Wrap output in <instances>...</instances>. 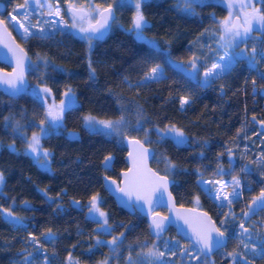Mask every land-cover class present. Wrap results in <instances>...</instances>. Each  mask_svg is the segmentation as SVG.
I'll list each match as a JSON object with an SVG mask.
<instances>
[{
	"label": "trees",
	"instance_id": "1",
	"mask_svg": "<svg viewBox=\"0 0 264 264\" xmlns=\"http://www.w3.org/2000/svg\"><path fill=\"white\" fill-rule=\"evenodd\" d=\"M22 1L12 0L15 5ZM106 1L111 4L110 0ZM142 7L151 25L146 36L164 48L170 47L174 60L187 62L195 53L201 57L199 63L204 67L200 71H203L220 54L212 50L218 47L211 33H218L219 20L227 15L225 6L205 2L195 9V14L178 9L177 0H149ZM260 8L264 9V4ZM114 10L115 20L109 34L93 41L91 52L84 40L65 32L55 38L36 36L24 43L33 64L27 76L28 87L50 88L55 100L68 89L75 94L76 106L66 110L63 127L41 140L42 148L52 153L50 171L40 169L26 153V139L39 131L38 124L44 119V104L30 94L10 98L0 91V172L4 174L0 188V264H22L29 253L31 261L38 264H45V256L47 264H99L106 259H110V264H128L129 256L140 261L142 257L138 253H146L157 240L150 236L143 216L119 208L104 190L102 176L107 174L117 179L126 168V150L122 139L92 134L83 121L89 114L113 121L123 116L128 128L126 135L141 141L144 132L134 131L137 122L150 130L152 143L147 145L157 157L163 154L177 165L178 171L169 176L174 180L171 192L177 204L194 207L198 200L200 209L211 215L217 227L225 219L222 213L227 211L202 191L199 180L219 176L240 179L241 196L233 203L234 211L239 214L229 218L226 225L228 244L211 255L213 264H233L228 253L241 251L234 237L235 231H240L241 221L253 235L264 230V212L249 218L243 216L252 199L264 189V170L257 163H250L264 154L261 127L264 61L257 56L255 69H249L246 60L237 61L231 73L212 87L198 88L159 55L146 63L149 49L129 31L135 9L125 5ZM262 40L264 36L250 46L255 45L259 51L264 48ZM89 58L95 69L94 79L89 75ZM42 59H47L50 66L45 68ZM156 64L165 68L168 79L137 87ZM185 96H190L192 102L181 109L180 100ZM17 122L21 126L19 135L13 131ZM171 125L182 129L190 143L176 146L170 139L157 143L155 129ZM70 134H75V138ZM10 145H14L15 151ZM109 155L114 157L113 165L103 170L101 163ZM151 166L165 175L164 165L158 160L152 159ZM242 168L247 171H241ZM96 194L103 200L101 208L109 216L111 234L99 231V224L86 213L87 203ZM73 201H79L80 207ZM5 209L22 218L25 227L16 228L8 223ZM47 229L55 233L50 242L43 235ZM121 233L124 236L118 252L111 251L107 243L96 245L97 239L108 242ZM29 234L36 236L42 247L28 243ZM165 236L179 238L172 228ZM164 259L166 264H184L177 255ZM203 259L202 256L199 261L187 264H204ZM248 260L250 264H264V260L251 254ZM237 264H244L242 256L237 258Z\"/></svg>",
	"mask_w": 264,
	"mask_h": 264
},
{
	"label": "snow or ice",
	"instance_id": "2",
	"mask_svg": "<svg viewBox=\"0 0 264 264\" xmlns=\"http://www.w3.org/2000/svg\"><path fill=\"white\" fill-rule=\"evenodd\" d=\"M31 2L35 3L38 8H44L47 5L48 15L50 16H61V9L56 7L53 11L52 4L49 3V0H43V2L42 0H31ZM117 2L120 7H124L128 0H117ZM148 2L149 0H135V14L132 18L131 28L129 29L134 39L149 49L145 58L146 63L148 59L159 55L170 68L182 74L187 80L194 82L196 87L210 88L217 80H221L227 74H230L237 61L246 60L249 69H255L257 67V56L260 57V60L264 61V48H261L259 51L255 45L250 50L240 48V44H245L247 47L248 41L251 39V34L254 31L264 30V9L254 6L256 3L264 4V0H246V2H241L239 5L232 2L227 3L229 14L224 20L219 22L218 35L217 33H211V36L216 38L218 45L217 49L212 50L217 52L222 51V54H219L218 58L213 60L210 67L205 68L202 77L199 76V72L204 65L199 63L201 60L200 56L193 53L192 57L186 63H177L172 58L170 47L164 48L154 38L146 36V31L150 30L151 25L146 19L142 6L147 5ZM29 3L30 0H25L24 4H20L17 7L24 9ZM203 4L204 0H177V8L189 14H195V9L203 6ZM181 5H183L182 8ZM237 7H239L240 11H233ZM67 11L72 18L70 27L78 30L80 34L79 38L87 43L89 52L92 50L93 41H99L104 38L105 33L110 27V21L114 22L115 20V10L111 4L107 7L100 5H96L95 7L90 6L89 9L84 6H77L75 3H69ZM12 19L15 20V16ZM51 23L53 27L56 26V21H52ZM60 23L65 28L69 27L67 21L63 19H61ZM31 27H38L40 33L38 38H47L46 30L39 22L37 25H32ZM19 28L23 29L21 33L23 39L27 40L36 37V33L32 32L30 27L25 26L23 23L19 24ZM209 31L206 30V33H209ZM204 34L202 33V35ZM8 37H10V34L7 32L6 27H4V22L0 21V45L7 49L6 53H0V60H11L14 65L11 73H0V88L10 98L22 94H30L40 100L42 104L46 105L44 119L40 121V132L33 133L30 138L26 139V152L32 156L34 163L39 168L42 170H50L52 153L42 149L41 140L45 136L57 133L63 127L66 110L76 106L75 94L71 89H68L63 93L65 98L59 104H56L54 99L52 103L48 102V97L51 95L50 88L43 87L39 90H30L25 77L26 73L31 69V58L23 48L11 42L10 39H7ZM261 43H264V40ZM41 62L45 68L50 66L47 59H42ZM88 63L90 79H94L95 69L92 67L91 58H89ZM261 78L264 79V74H261ZM167 79L168 76L165 68L160 64H156L149 68L143 79L136 86L139 87L153 82H164ZM253 84H255V81H253ZM223 88L224 86L221 85V91H223ZM191 102L192 98L190 96L182 97L180 100L181 109L190 106ZM7 120L8 117H5V121ZM83 121L88 130L94 135L124 139L128 132L127 124L123 116L119 120L113 121L97 119L95 116L89 114L83 117ZM45 124H47V127H44ZM20 127L19 122L13 127V131L18 135ZM134 131H143L144 140L133 139L128 141L132 149L129 152L131 167L123 173L122 183L124 186L120 187L116 184V181H111L110 184L106 185V188L112 191L113 186H115V190L121 194V205L128 209L130 213L135 214L136 212H144L146 210V213L151 217L149 223L150 234L157 240L162 241L165 251H160L159 247L154 243L146 253H138V256L142 257L140 261H134L129 256L128 264H166L164 259L165 252H168L170 257L176 256L178 252L181 256H191L192 249H195L197 253L194 258L199 260L202 256L206 258L214 249L219 250L226 247L228 239L226 236L228 231L226 225L229 223V218H235L234 213L231 212V205L241 196V192L238 191L241 187L240 179L234 177L231 185L227 182L223 184L222 188L232 187L233 190L231 193L218 191L215 194V198L221 201L220 207L229 208L227 213H222L225 219L220 221V227H217L206 213L199 214L194 211H176L171 192H169V185L172 181L168 177L178 171L177 165L163 154L157 157L155 152L145 147V144H150L152 141L149 139L150 130L144 129L142 123L138 121ZM155 133L157 143H164L169 139L176 146L190 143L184 131L175 125L167 126L164 129L156 128ZM70 135L75 138V134ZM21 138L24 139L22 136ZM9 147L15 151L14 145H10ZM229 154L231 155V153ZM149 158L158 160V163L164 165L165 175H160L158 172H154L148 168L147 162ZM112 161L113 157L111 156L104 158L103 163L106 169L111 167ZM250 163H257L258 167L264 170V154H261L258 161H250ZM219 171L223 170L220 169ZM241 171H247V169L242 168ZM3 184L4 174L0 172V185ZM165 196H167V199H165ZM73 203L77 207H80L79 201H73ZM102 203L103 200L99 194L91 196L87 205L88 218L94 223L99 224V231L105 234H111L113 229L109 225L108 214L101 208ZM198 203L199 201L197 200ZM158 207H168L169 212L174 213V216H160L155 211ZM58 210L62 209L58 208ZM4 211L7 213L5 219L8 223L16 228L25 227L21 222L22 218L16 217L10 209H5ZM258 212H264V189L261 190L259 196L252 199V203L248 205V210L243 213V216L249 218ZM178 221L183 222V226H186L187 231L179 223H176ZM174 223H176L178 231H183L184 235L188 238V247L180 249L179 241L172 243L162 239L163 234ZM221 227L224 228V231H221ZM239 229L240 245H238V248L242 246L245 252L250 253L252 257L264 260V232H258L253 235L250 228L246 227L243 221L239 224ZM43 235L46 239H49V242L51 238H55V233L51 229H47ZM123 236L124 233H121L119 237H113L108 242L97 239L96 245L99 246L107 243L111 251L115 253L118 251L119 245L123 242L121 239ZM250 241H252L251 246L249 245ZM28 243L42 247L39 239L31 234H29ZM31 255L29 253L22 264H29V257ZM228 255L232 257L233 264H237V258L241 256V253L239 251H233L228 253ZM243 259L244 264H250L247 255ZM44 260L45 264H47L48 257L45 256ZM102 264H108L107 259ZM205 264H207V260H205Z\"/></svg>",
	"mask_w": 264,
	"mask_h": 264
},
{
	"label": "rangeland",
	"instance_id": "3",
	"mask_svg": "<svg viewBox=\"0 0 264 264\" xmlns=\"http://www.w3.org/2000/svg\"><path fill=\"white\" fill-rule=\"evenodd\" d=\"M110 1H111V5L113 6V8H115L116 6H119L117 0H110ZM205 2H216L218 4H221V5L225 6L226 9H227V15H226V17H227L228 14H229V10L227 8V3L232 2V3H235V4L239 5L241 2H246V0H223V2H221V0H204V3ZM134 3H135V0H128V2L126 3V5L132 6L134 8ZM51 4H52L53 11L55 10L56 7H59L61 9V16L58 17V16H50V15H48V8L47 7H44L42 9H33L30 6H26V8H24V9H19L17 6H12L11 13H7L6 16H4L2 19L5 22H8V23H10L13 26V29L16 31V33L18 34V36L23 41H25V39H23L22 36H21V33L23 32V29L22 28H19L18 29L19 24L23 23L25 26L30 27V30L32 32L36 33V36L39 37L40 33H39L38 27H31L32 25H37L38 22H39V24L41 26H43L45 28L46 33H47V38H55L56 36H58L59 34L64 33V32L65 33H69L71 35H74L75 34L74 36H76V37L79 38V35L80 34L78 33V30L77 29H72L70 27V25L72 23V18L68 15V12L66 11V9H67L66 6L69 4L68 0L51 1ZM96 5H100L102 7H107L109 4H108V2L106 0H88V1H83L82 2V6H85L86 8H89V9H90V6L91 7H95ZM254 6L256 8H260L261 3H256ZM182 7H183V5H181V8ZM233 11H240V9H239V7H237ZM93 15H95V14H93ZM13 16H15V20L12 19ZM226 17L220 19L219 22L222 21V20H224ZM61 19H63L64 21H67L69 27L65 28L60 23ZM52 21H56V26L55 27H53V25L51 23ZM93 22H95V21H93ZM218 28H219V24H218ZM217 35H218V33H217ZM262 36H264V30L254 31L251 34V39L248 41L247 47H246L245 44H240V48L241 49L250 50L251 47H252L250 45L253 44L254 42H257L258 39H260ZM215 44L217 45L216 40H215ZM217 47H218V45H217ZM219 53L222 54V51H220ZM217 58H218V56L215 59H217ZM175 61L177 63H186L184 61H178V60H175ZM203 72H204V70L199 72V76L200 77L203 76ZM40 88H43V87L42 86H39V85L29 86V89L30 90L31 89H37V90H39ZM64 98L65 97L62 94V96L59 99H57V100L54 99V102L56 104H59L60 101L62 99H64ZM48 102L49 103H52L53 102V99H52L51 96L48 97ZM44 107L46 108V105H44ZM38 126H39V131L36 132V133H39L40 132V123L38 124ZM44 127H47V124H45ZM261 127L264 129V123L261 125ZM42 149L43 150H46L44 148H42ZM29 156L32 158L31 155H29ZM32 160H33V158H32ZM44 170L50 171L51 170V166H50V170H47V169H44ZM233 178L234 177H228V176H219V177H216V178H203V179H200L199 180V184H200V187H201L202 191L204 193H206V194H209L214 199V201L218 205H220L221 201L215 198V194L218 191H222L224 193H231L232 190H233L231 186L227 187L226 189L225 188H222V186H223V184L225 182H227L229 185H231ZM0 188H1V185H0ZM238 191L241 192L240 189H238ZM88 203H87V205H88ZM194 207L201 208L200 205H199V203L197 204V202L195 203ZM225 209H226L227 212L229 211V208L228 207H225ZM231 212L234 213V216L235 217L239 214V213H237V212L234 211L233 204L231 205ZM86 213L88 215V211ZM220 221H219V224H220ZM99 228L100 227H98V229ZM239 232L240 231H238V230L235 231L234 237L236 238L237 243L240 244ZM262 232H264V230ZM162 239L163 240H168V241H170L172 243H175L176 241H179V247H180V249H183L185 247H188V245H189V243L184 242L180 238H177L176 239V238H170V237L165 236ZM154 243H155V245L157 247H159L160 251H165V249H164V247L162 245V241L161 240H156L152 244H154ZM251 243H252V241L249 242V245L250 246H251ZM240 250L241 251H239V252L241 253L242 261H244L243 257L245 255H247V258H248L250 256V253H246L242 246L240 247ZM165 254H166L165 255L166 257H169L170 258V255H169L168 252H165ZM196 255H197V253H196L195 249H192V255L191 256H181L179 254V252L177 253V257H180V259L184 261L183 262L184 264L192 263L193 261L194 262L195 261H199L200 259L197 260V259L194 258ZM31 259H33V258L29 257V263L30 262H33L32 264H38L37 262H34V260L31 261ZM43 260H40V261H43ZM205 260H207V264H213V261H214L211 258H207L206 257L205 259L202 260L204 262V264H205ZM43 263H45V260L43 261ZM99 264H102V262H100ZM108 264H109V261H108Z\"/></svg>",
	"mask_w": 264,
	"mask_h": 264
},
{
	"label": "water",
	"instance_id": "4",
	"mask_svg": "<svg viewBox=\"0 0 264 264\" xmlns=\"http://www.w3.org/2000/svg\"><path fill=\"white\" fill-rule=\"evenodd\" d=\"M24 2H25V0H24ZM42 2H43V0H42ZM28 6H31V7H37V6L35 5V3L31 2V0H30V3H29ZM5 11H6V5H5V3H4L3 1H0V14H1V13H4ZM115 14H116V13L114 12V16H115ZM0 21H3V20L0 19ZM111 22H112V21H110V27H109V29L107 30V32L105 33L104 38H105V37L109 34V32H110V29H111ZM4 27H6L7 32L10 34V37H8L7 39H10L11 42H14L16 45H19V46H20V44L15 40V38H14L13 34L11 33V31H10V30L8 29V27L5 25V23H4ZM104 38H102V39H104ZM102 39H101V40H102ZM20 47H21V46H20ZM21 48H23V47H21ZM23 49H24V48H23ZM24 50H25V49H24ZM6 52H7V49L4 48L2 45H0V53H6ZM25 52L27 53L26 50H25ZM27 54H28V53H27ZM28 56H29V54H28ZM29 57H30V56H29ZM0 65H3V66H5V67L9 68V70H7V69H3V68L0 67V73H11L12 70H13V67H14L13 63L11 62V60H8V61L0 60ZM25 79H26V83H27V73H26V77H25ZM0 91H2V92L4 93V91H3L2 88H0ZM5 94H6V93H5ZM8 96H9V95H8ZM133 139H138V138H135V137H129V136L126 135V137H125L124 139H122V144H123V146L125 147V150H126V152H125V156H124V161H125V163H126V168L123 169V170H121V171L119 172V174H118V178L116 179V178L111 177V176H109V175H107V174H104V175L102 176V185H103V188H104V190L106 191V193H107L109 196H111V197L113 198L114 202L116 203V205H117L119 208L123 209L124 211H126V212H128V213H130V211H129L128 209L124 208V207L121 205V203H120L121 194H120L118 191L115 190V186H113V190H112V191H109V190H107L106 185L110 184L111 181H116V184L119 185L120 187H123V186H124L123 183H122V181H123V173L126 172V171L131 167V160H130V158H129V152L132 151V149H131V147L129 146L128 141H129V140H133ZM138 140H140V139H138ZM145 147H147L150 151L155 152L154 149H153L151 146L145 144ZM109 156L113 157L112 155H109ZM103 162H104V160H103L102 163H101V167H102V169H103V170H108V169H110V168L112 167V165H113L114 157H113V161H112L111 167L108 168V169L105 168ZM151 162H152V159L149 158V159H148V162H147V164H148V168L151 169V170L154 171V172H157V171L151 166ZM158 173H159V172H158ZM159 174H160V173H159ZM160 175H163V174H160ZM106 178H107V179H106ZM168 178L172 181V183L169 185V192H171V187H172L173 184H174V180H173L172 178H170V177H168ZM171 195H172V200H173V202H174V204H175V210H176V211H180V212L194 211V212L199 213V214H204V213H206L207 216L210 217L211 220L215 223V221L212 219L211 215H210L207 211H205V210H203V209H200V208H197V207H191V206H183V205H179V204H177V202H176V200H175V198H174L172 192H171ZM165 199H167V196H165ZM251 203H252V201H251ZM251 203H250V204H251ZM160 209H163L164 212H160ZM155 211L158 212V214H159L160 216H170V215L174 216V213H170V212H169L168 207H158ZM137 213H139L141 216H143V217L146 219V222H147V224H148V230H149V223H150V219H151L150 215L146 213V210H145L144 212H137ZM130 214H132V213H130ZM176 223H179L182 227H184L185 231H187V228H186V226H183V222H182V221H178V222H176ZM176 223L172 224V225L168 228V230H169L170 228H172V229L174 230L175 234H176L180 239H182L184 242H188V243H189L188 238L184 235V232H183V231H178V229H177V227H176ZM215 224H216V223H215ZM168 230H167V231H168ZM167 231L163 234V236L167 233ZM149 234H150V231H149ZM150 236H151L152 238H155V237H154L153 235H151V234H150ZM228 241H229V238L227 239L226 245L228 244ZM219 250H220V249H219ZM219 250H215V249H214L213 252L210 253L208 256L213 255L215 252H217V251H219Z\"/></svg>",
	"mask_w": 264,
	"mask_h": 264
},
{
	"label": "flooded vegetation",
	"instance_id": "5",
	"mask_svg": "<svg viewBox=\"0 0 264 264\" xmlns=\"http://www.w3.org/2000/svg\"><path fill=\"white\" fill-rule=\"evenodd\" d=\"M51 1H56V0H49V3H51ZM83 1H88V0H68V2L69 3H75L77 6H82V2ZM4 3H5V5H6V11L4 12V13H1L0 14V19H2L4 16H6V14L7 13H11V10H12V6H18V5H15L13 2H12V0H7V1H3ZM20 4H24V0L22 1V3H20ZM19 4V5H20ZM69 5V4H68ZM68 5L66 6V8L68 9ZM31 7V6H30ZM45 7H47V5H45ZM85 7V6H84ZM33 9H42V8H38V7H32ZM67 9H66V11H67ZM261 9V8H260ZM68 12V11H67ZM68 15H69V13H68ZM70 16V15H69ZM71 17V16H70ZM3 20V19H2ZM3 22L5 23V25L8 27V29L11 31V33L13 34V36H14V38H15V40L20 44V46L21 47H23L24 49H25V47H24V43H25V41H23L19 36H18V34L16 33V31L13 29V26L10 24V23H8V22H5L4 20H3ZM113 22V21H112ZM112 22H111V24H112ZM26 50V49H25ZM27 51V50H26ZM28 53V52H27ZM29 54V53H28ZM30 56V55H29ZM31 58V57H30ZM31 62H32V60H31ZM33 66V64L31 63V67ZM1 68H3V67H1ZM3 69H7V70H9V68H7V67H5L4 66V68ZM31 70V69H30ZM30 70L27 72V76H28V73L30 72ZM27 81H28V79H27ZM28 83V82H27ZM51 96V95H50ZM52 97V96H51ZM52 99H53V97H52ZM156 239V238H155ZM182 240V239H181ZM156 241V240H155ZM186 243H188V242H186ZM119 251V250H118ZM117 251V252H118ZM207 258H211L212 260H213V257L210 255V256H207ZM108 261H109V264H110V259H107ZM105 261V260H104ZM103 262V261H102ZM113 264H117V263H113Z\"/></svg>",
	"mask_w": 264,
	"mask_h": 264
}]
</instances>
